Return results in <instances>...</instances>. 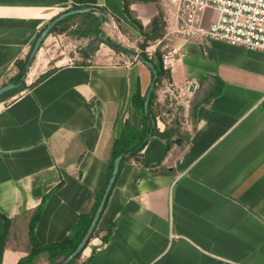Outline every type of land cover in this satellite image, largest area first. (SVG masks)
<instances>
[{
    "label": "crops",
    "instance_id": "crops-1",
    "mask_svg": "<svg viewBox=\"0 0 264 264\" xmlns=\"http://www.w3.org/2000/svg\"><path fill=\"white\" fill-rule=\"evenodd\" d=\"M158 1L165 33L151 35L146 51L160 41L181 49L170 83L182 93L188 88L181 99L187 117L178 118L189 143L174 142L165 153L161 139L149 138L140 166L131 161L122 168L98 221L99 233L112 227L111 238L92 239L81 262L264 264V54L213 42L205 56L198 44L171 34L173 7ZM72 7L104 9L107 38L116 34L118 44L138 54L119 30L142 41L121 0H0V87L16 75L15 62L41 31ZM130 10L143 28L158 16L154 2ZM78 50L68 59L81 61ZM135 57L99 44L88 66H56L33 89L0 103V216L10 221L1 264L27 256L29 223L43 199L33 231L41 245L64 240L91 210L125 123L142 129L132 98L138 91L144 97L153 77ZM44 62L39 50L29 79L45 73ZM172 112L156 122L160 132ZM3 232L0 217V237ZM36 264H47L45 256Z\"/></svg>",
    "mask_w": 264,
    "mask_h": 264
},
{
    "label": "trees",
    "instance_id": "trees-1",
    "mask_svg": "<svg viewBox=\"0 0 264 264\" xmlns=\"http://www.w3.org/2000/svg\"><path fill=\"white\" fill-rule=\"evenodd\" d=\"M121 1L123 3V13L129 20V22L132 23L136 27V29L138 30L142 38V41L138 44V49H139L138 54L135 55L133 51L123 48L120 44L102 35L99 28H100V24L104 20L103 16L106 17V13L104 12V9H100L97 7H84V8H93L95 10H99V16L95 17L93 13L84 14L83 16H81V18H84L86 20L84 25L73 32V34L78 35L80 38L88 40L87 45H85V47L81 49V53H80L81 62H78L77 64H79V66L80 65L88 66L87 65L88 60H90L93 57V55L98 49L99 44H105L107 47H109L111 50H113L116 53H124L126 55L134 56V57L136 56L135 58L137 59V61L143 64L145 62L151 63L156 72V80L154 82V87H153V90L151 92L150 99L148 102L147 114H144V111H143V104H144L146 95H144V97H140V93L138 91L132 98V107L137 112V114L140 116L141 121L143 123L142 129L138 131L137 129L132 127L128 122L125 123L121 131L120 137L116 139L113 143V147L111 151V160H110V163L107 169V173L103 180L102 187L95 198V201H94V204L91 210L89 211L88 214L80 215L77 218V221L73 227L72 233L68 237H66L64 240H62L61 242L50 244V245H41L33 234L35 225L37 221L39 220L41 211L43 209L44 201H46V198L43 199L40 206L33 212V217L29 223V228H28V237H29V244H30L29 252L26 257L19 260L18 264H36L37 260L43 255L46 258L47 264H63V261L76 249L77 245L83 238L86 230L88 229L90 225L92 217L95 213V210L99 204V201L104 192L106 184L109 180L114 159H116L117 157H121L119 170L116 174V179H115V182H116L122 168L126 164L133 161L135 165L140 166L141 161H142L141 152L143 148L145 147L146 143L148 142L149 138L157 137L161 139L165 143V153H167L168 151L171 150V148H173L174 142H179L183 146H186L189 143L190 135L186 131H181L182 126H181V123L178 117H174L171 121L170 126H166V128L162 132H160L156 126V120L157 118H160L159 114L161 111L160 110L161 107L158 106V103L157 104L155 103L157 101L156 91L158 87L159 88L161 87L163 80H167L170 83L171 78H170L169 72L163 71L162 64H161V57L163 53L161 52L162 47L160 45L162 44L164 45V42L160 41L157 44L158 46L157 45L155 46L156 48L151 58H148L146 49L147 47L153 44L150 39L151 35H154L155 33H157L160 38L164 36L165 23L163 22V12L160 6L158 5L157 1H152V0H121ZM149 2L156 3L157 9H158V16L152 20L151 24L147 28H143L141 23L136 19L135 15H133V13L131 12L130 6L134 3L146 4ZM84 8L72 7L71 10L84 9ZM74 18H76V16L66 18L62 20L61 22H59L56 26H54L51 29L49 35L51 34L64 35L65 33H67L73 26L72 24L69 23V21L71 19L74 20ZM31 49H32V46L23 60H17L15 62L14 67L17 69V73L14 77H12L8 81V83H18L19 79L21 78V73L24 67L27 66V69H26V72H27L30 65L34 62L35 58H33V60L30 63L28 62V56H29ZM56 70L57 69L54 68V69H51L45 72L30 85L26 86V84L23 83L21 87L5 93L4 95L0 97V103L12 99L18 96L19 94L23 93L24 91L33 89L34 87L39 85L41 82L46 80L48 77H50L53 73H55ZM219 93H220V89L218 91V94ZM214 96H217V95H214ZM195 108H196V104L193 105L189 109V116H191V118H194L195 116V110H196ZM152 123L154 124L152 125ZM162 160L163 158H161L158 161L156 165L157 167L160 165ZM101 215L99 217V220L101 218ZM0 217L4 222V232L0 237V264H1V256L4 250V242H5L7 231L10 225V221L3 216H0ZM112 231H113L112 227H108L102 233H99L97 229L95 228L85 248L94 238H99V240L103 244L108 243L109 239L111 238ZM81 255H82V252L79 253L68 264H89V260L81 262Z\"/></svg>",
    "mask_w": 264,
    "mask_h": 264
},
{
    "label": "built area",
    "instance_id": "built-area-1",
    "mask_svg": "<svg viewBox=\"0 0 264 264\" xmlns=\"http://www.w3.org/2000/svg\"><path fill=\"white\" fill-rule=\"evenodd\" d=\"M160 1L165 7H173L176 28L170 31L171 34L178 37L183 44H198L205 56L213 42L264 54V0ZM180 50L177 46L161 48L163 71L171 72L172 65L180 57ZM146 53L151 58L154 51ZM160 89L157 92L158 104L162 106V101L167 98L170 107L177 105L170 110H173L174 116L185 119L188 106L181 99L188 93V88L182 93L167 80H163ZM179 108H183L182 114L178 112ZM158 120L159 118L156 122Z\"/></svg>",
    "mask_w": 264,
    "mask_h": 264
},
{
    "label": "rangeland",
    "instance_id": "rangeland-1",
    "mask_svg": "<svg viewBox=\"0 0 264 264\" xmlns=\"http://www.w3.org/2000/svg\"><path fill=\"white\" fill-rule=\"evenodd\" d=\"M157 2L159 3L158 0H157ZM85 21L86 20L84 18L74 19L72 21V25H73L72 28L67 33H65L64 35L51 34L48 36L49 39L46 40L41 45V49H40L43 53V58L45 61L41 71L47 72L51 69H54L56 66L62 67V66L69 65L71 63L81 62L80 60H76V61L69 60L68 57L70 58L72 51H77L78 49L81 50L88 43L87 39L80 38L78 35L73 34L74 31H76L77 29H79L80 27H82L84 25ZM99 29H100L102 35H104L105 37H108V30H107V27L105 26L104 22H102L100 24ZM119 30L123 34V36L126 37V41L124 42V44L125 43L128 44V47L134 46V47L138 48L139 43L138 42L135 43V40L133 39V35L130 33L129 30L125 29L124 27H120ZM114 37H115L114 39H112L110 37H109V39L118 43L117 38H116L117 37L116 34H114ZM120 45H122V44H120ZM80 50H78V53H81ZM129 50L133 51L134 49L129 48ZM71 58H72V56H71ZM60 61H61V63H58ZM34 62H35V60H34ZM34 62L30 65V67L28 68V70L26 72V78H25L26 86L30 85L31 83H33L35 81L34 80L35 78H33L31 80L28 77L29 73L31 72V69L33 68ZM41 71H39V73ZM16 73H17V71H16ZM158 90H161V89L158 87V89L156 91V98H157ZM163 101H162L163 104L161 103L162 106L160 108L161 111L159 114V117H160L159 119L167 121V119H171V117H166L167 112L170 111L171 108L173 109V108L177 107V105L170 107L169 106L170 102L168 101L167 98ZM155 103L157 104L158 101H156ZM178 112H180L182 114L183 108H179ZM176 145H178V144L176 143Z\"/></svg>",
    "mask_w": 264,
    "mask_h": 264
},
{
    "label": "water",
    "instance_id": "water-1",
    "mask_svg": "<svg viewBox=\"0 0 264 264\" xmlns=\"http://www.w3.org/2000/svg\"><path fill=\"white\" fill-rule=\"evenodd\" d=\"M95 9L93 8H84V9H77V10H70L67 11L65 13H62L60 15H58L57 17H55L42 31L41 33L38 35V37L36 38L32 49L29 53L28 56V62L30 63L33 58H36L37 53L39 52L41 45L45 42V40L47 39V37L49 36V33L51 31V29L56 26L59 22H61L62 20L69 18V17H73L76 15H83V14H88L91 13L92 11H94ZM103 18H106L105 16H103ZM144 65L151 71L152 73V83L147 91L146 97H145V101L143 104V111L144 114H147V106H148V102L150 99V95L151 92L153 90L154 87V82L156 80V72L154 70V67L151 63L149 62H145ZM26 69L27 66L24 67L22 73H21V78L19 79L18 83H8L2 87H0V97L2 95H4L7 92H10L14 89H17L19 87H21L23 85V83H25V78H26ZM154 123H152L153 125ZM120 161H121V157H117L116 159H114L113 161V165H112V170L110 173V177L109 180L106 184V187L104 189V192L101 196V199L99 201V204L95 210V213L92 217V220L90 222V225L88 227V229L86 230L83 238L81 239V241L79 242V244L77 245L76 249L63 261V264H68L69 262H71L79 253L83 252V250L85 249V246L87 244V242L89 241L94 229L97 227V223L99 221V217L104 209L105 203L107 201V198L109 197V194L113 188V185L115 183V179H116V174L119 170V165H120Z\"/></svg>",
    "mask_w": 264,
    "mask_h": 264
}]
</instances>
